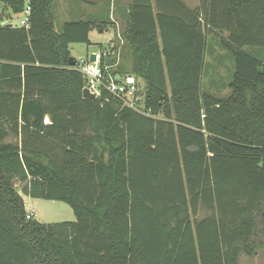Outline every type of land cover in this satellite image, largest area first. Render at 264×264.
<instances>
[{
    "label": "trees",
    "instance_id": "16d2710c",
    "mask_svg": "<svg viewBox=\"0 0 264 264\" xmlns=\"http://www.w3.org/2000/svg\"><path fill=\"white\" fill-rule=\"evenodd\" d=\"M55 2L0 0V264H241L263 250L264 0L120 10L119 67L156 117L82 96L69 44L114 21L56 28ZM27 5L28 27L1 14ZM211 34L233 59L223 96L202 87ZM22 194L76 220L27 218Z\"/></svg>",
    "mask_w": 264,
    "mask_h": 264
},
{
    "label": "rangeland",
    "instance_id": "374dc122",
    "mask_svg": "<svg viewBox=\"0 0 264 264\" xmlns=\"http://www.w3.org/2000/svg\"><path fill=\"white\" fill-rule=\"evenodd\" d=\"M129 2L130 0H56L54 11L55 26L59 28L65 21L78 20L84 16H89L91 19L98 18L108 22L111 19H116L118 24L114 22V26L112 27L120 33L122 20L120 17V15H122L121 11H127ZM183 2L191 8L198 4V0H183ZM1 14L4 18H10L9 20H11L13 24H20V19L22 18L21 14H11L6 8L1 10ZM119 17L121 20H119ZM112 27L109 24V27L103 32H99L100 29L97 28L93 29L89 34L92 44H85L82 42L70 43L71 55L79 59L85 57L87 53L97 50V43L103 42L113 33L114 29ZM207 45L208 48L205 53L206 67L202 76V87L218 96L227 95L229 89L226 84L231 78L233 70L232 55L219 46L218 38L213 34L208 36ZM7 140H15V137L10 136ZM14 182L18 191H20V182L17 179H14ZM26 202L27 210L30 209L35 211L33 219L40 222L54 223L76 220L72 208L63 201L27 197ZM258 250L261 251L252 256L241 254L240 263L264 264V248L260 247Z\"/></svg>",
    "mask_w": 264,
    "mask_h": 264
},
{
    "label": "built area",
    "instance_id": "2783aa9c",
    "mask_svg": "<svg viewBox=\"0 0 264 264\" xmlns=\"http://www.w3.org/2000/svg\"><path fill=\"white\" fill-rule=\"evenodd\" d=\"M29 13L30 6L27 5L22 13L20 24L17 26L28 27ZM117 38L119 46L116 51L113 49V44L106 45L91 52L94 54V60L90 59L91 53H87L85 57L75 59V64L70 67L81 73L84 79L82 90L86 89L89 93L94 94L95 98L109 95L122 107L132 109L144 116L156 117L145 105L146 95L140 88L137 77L122 71L119 67L122 59L121 45L123 44L119 32ZM33 213V210L27 212L26 217L32 218Z\"/></svg>",
    "mask_w": 264,
    "mask_h": 264
},
{
    "label": "crops",
    "instance_id": "0c3cea01",
    "mask_svg": "<svg viewBox=\"0 0 264 264\" xmlns=\"http://www.w3.org/2000/svg\"><path fill=\"white\" fill-rule=\"evenodd\" d=\"M111 20H113L114 22H116L117 20L115 19H111ZM119 20H120V18H119ZM118 22V21H117ZM116 22V23H117ZM118 24V23H117ZM110 26L112 27V26H114V24L112 25L111 23H110ZM109 27V24L105 27V29H102V31H101V29L99 30V32H103L104 30H106L107 28ZM113 29H114V27H112ZM119 32V31H118ZM118 32L114 29V31H113V33L109 36V37H107L103 42H98V43H101V44H105V43H108V42H117L118 41V39H116L117 38V34H118ZM91 41V40H90ZM24 195V194H23ZM22 195V197H23V200H24V205H25V209H26V212H30V211H32V210H27V197H30V196H27V195H25V196H23ZM32 198V197H31ZM34 211V210H33ZM33 216H35V211H34V213H33Z\"/></svg>",
    "mask_w": 264,
    "mask_h": 264
},
{
    "label": "water",
    "instance_id": "95a60500",
    "mask_svg": "<svg viewBox=\"0 0 264 264\" xmlns=\"http://www.w3.org/2000/svg\"><path fill=\"white\" fill-rule=\"evenodd\" d=\"M11 25H12V23H7V26H11ZM101 31H102V29H101ZM75 59L76 58L72 55L69 57L68 63L70 66L75 64ZM90 59L94 60V54L93 53L90 54ZM82 96L85 98H95L94 94L89 93L86 89L82 90Z\"/></svg>",
    "mask_w": 264,
    "mask_h": 264
}]
</instances>
